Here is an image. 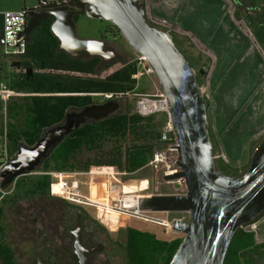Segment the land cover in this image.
Wrapping results in <instances>:
<instances>
[{
    "label": "rangeland",
    "instance_id": "1",
    "mask_svg": "<svg viewBox=\"0 0 264 264\" xmlns=\"http://www.w3.org/2000/svg\"><path fill=\"white\" fill-rule=\"evenodd\" d=\"M172 1L176 3V0ZM145 3L150 22L172 35L180 52L197 74L198 83L205 96L217 169L222 170L221 173L224 172L222 174L228 177L242 176L249 169L253 154L264 141V0H217L215 3L199 0L197 7L199 10L195 12L194 19L199 21L202 28L198 27V24L188 25L186 22L180 24L174 19L170 21L174 22L173 24L165 23L158 19L163 18V14L160 13L161 0H153L152 3L145 0ZM36 4L37 0H0V10L4 12L20 10L24 6L31 7ZM154 9L158 12L156 18L152 14L155 13ZM76 32L81 39L105 41L108 47L121 57L120 61L110 63L99 70L97 78L107 77L124 64L138 63L135 92L109 100L118 104L110 116L127 114L128 107L132 113L140 114L138 104L143 100L156 102V106L151 114L140 115L159 117V114L164 112L165 99L162 97L163 92L158 79L151 72L148 73L150 67L147 62L131 49L117 27L104 21L80 16L76 22ZM6 59L0 63V91L5 90L12 94L6 102L0 96V152L2 159L6 154L13 159L18 152V145L24 144L25 141L21 138L15 147L8 135L10 132L21 135L23 131L30 129L27 98L34 94L18 90L21 73L12 68L9 58L8 61ZM201 71L204 75L199 79ZM41 72L37 68L33 70V73ZM94 100L96 105L108 102L101 97H94ZM82 111L70 109L68 113L80 114ZM96 122L98 121L95 119H88L85 125ZM167 127L168 124L161 132L164 133ZM132 138L127 137L120 142L116 139H106L102 144L96 142L97 146L101 147H82L69 156L68 161L60 156L61 151L59 153L54 151V154L38 168L37 174L19 178L13 191L10 187V194L8 193L6 200L10 204H15L41 198L56 207L55 213H59V209L70 207L66 212L69 211L73 216L72 229L75 228L76 215H80L84 234L91 236L96 246L105 247L110 264H128L129 228L153 233L160 240L184 239L183 234L173 231L171 224L177 220L189 222L187 214L147 211L144 219H135L95 208L70 205L53 188L55 180L50 181L47 191L42 192L37 188V182H41V187L44 184L39 173H44L47 169L58 172L59 167L66 166V170L71 172L84 170H97L96 173L114 172L110 177L111 185L118 184L127 195L181 194L177 192L176 185L164 181L165 167L160 166L156 169L145 166L137 173L127 175L118 172L119 166L112 158L116 156L121 159V154L118 156L117 153L119 151L124 153ZM158 151L163 149L156 148L154 154ZM167 152L168 161L175 168L178 153ZM79 180L82 191L96 199L97 191L92 190H97L99 185L105 184L107 176L102 174L84 176ZM243 229L254 233L256 244L261 247L250 254L254 262L249 264H264V217Z\"/></svg>",
    "mask_w": 264,
    "mask_h": 264
},
{
    "label": "water",
    "instance_id": "2",
    "mask_svg": "<svg viewBox=\"0 0 264 264\" xmlns=\"http://www.w3.org/2000/svg\"><path fill=\"white\" fill-rule=\"evenodd\" d=\"M22 11L28 17L24 36L29 43L42 21L53 18L51 32L60 43L59 52L72 59H101V68L119 61L120 56L110 51L105 41L78 37L75 16H86L117 27L131 49L147 62L168 102L176 136L180 171L165 176L164 181L183 179L187 192L142 199L140 208L153 213L190 214L189 222L177 220L173 224V231L183 234L184 239L170 264H225L238 231L264 217V141L242 176L228 177L217 169L197 74L172 35L151 24L145 0H37L36 5L24 6ZM21 67L20 61L12 63V68ZM41 69H45L43 63ZM27 74L31 77L33 69ZM117 106L108 101L81 109L80 114L67 113L62 123L44 130L35 146L20 144L15 158L0 170L2 188L37 171L88 119H107Z\"/></svg>",
    "mask_w": 264,
    "mask_h": 264
},
{
    "label": "trees",
    "instance_id": "3",
    "mask_svg": "<svg viewBox=\"0 0 264 264\" xmlns=\"http://www.w3.org/2000/svg\"><path fill=\"white\" fill-rule=\"evenodd\" d=\"M79 17H75L76 22ZM53 22V18L42 21L40 27L32 34L27 54L21 60L22 71L19 75L18 90L28 91L34 95L27 98L30 129L23 131L21 135L15 132H10L8 135L15 147L21 138H24L26 145L35 146L44 130L65 120L68 110H81L96 105L94 100L96 95L112 94L116 99L134 93L137 87V79L134 78L139 72L137 62L124 64L122 68L107 77L97 78L100 59H72L67 54L59 52L60 43L51 32ZM2 37L3 28L0 24V45ZM42 63L45 67L44 71L49 73L41 72ZM30 68L33 70L37 68L41 73H33L28 77L27 70ZM203 75L201 71L198 78ZM168 121L165 112H161L159 117L154 115L145 117L132 113L128 107L127 114L111 116L82 126L70 134L55 151L57 153L61 151L60 156L68 161V157L82 147H101V145L97 146L96 142L102 144L106 139H116L120 142L132 136V141L127 144L124 153L120 151L117 153L118 156L121 154V159L116 156L112 159L118 164L119 170L134 174L152 161L156 148L166 150L175 143V134L168 135L167 140L162 139L161 129ZM66 169V166L58 168L60 171ZM93 172L98 171L93 170ZM42 178L43 186H40L41 182H37L36 186L44 192L47 191L51 178L49 176ZM182 241L183 238L160 240L153 233L129 228L128 264H170ZM260 248L256 244L255 234L241 229L231 243L225 264L253 263L250 254ZM259 252L263 255L261 251Z\"/></svg>",
    "mask_w": 264,
    "mask_h": 264
},
{
    "label": "flooded vegetation",
    "instance_id": "4",
    "mask_svg": "<svg viewBox=\"0 0 264 264\" xmlns=\"http://www.w3.org/2000/svg\"><path fill=\"white\" fill-rule=\"evenodd\" d=\"M149 1L152 3L153 0ZM208 1L215 3L217 0ZM198 2L176 0L173 3L172 0H161L160 13L163 18L158 19L165 23L174 19L180 24H198L202 28L199 21L194 19L195 12L199 10ZM156 11L152 12L153 16L158 13ZM101 64L102 60L98 71L102 69ZM5 165L0 152V170ZM10 186L2 188L0 182V264H110L105 247L96 246L93 238L84 234L80 215H76L75 228L72 229L73 216L69 211L66 212L70 207L55 213L56 207L41 198L10 204L6 200L8 194H2L3 190H10Z\"/></svg>",
    "mask_w": 264,
    "mask_h": 264
},
{
    "label": "built area",
    "instance_id": "5",
    "mask_svg": "<svg viewBox=\"0 0 264 264\" xmlns=\"http://www.w3.org/2000/svg\"><path fill=\"white\" fill-rule=\"evenodd\" d=\"M52 3L60 2L62 0H49ZM28 23V17L24 14L22 10L19 11H5L0 12V24H2L3 28V40L4 44L2 46V53L7 58H10L13 62L14 61H21L24 56L27 54L28 51V45L29 42L26 40L24 36V32L26 29ZM143 61H145L142 58ZM151 70L148 69V73H150ZM135 79L138 78L136 75L134 77ZM11 92H7L5 90L0 91V96L6 101L9 100ZM95 97H101L105 101L113 100L114 95L112 94H104V95H96ZM163 97V96H162ZM164 98V97H163ZM165 99V98H164ZM142 102H151L154 103L156 106V102H152L149 100H143ZM142 102H139L142 103ZM138 104V105H139ZM165 105L166 108L164 110L165 113L168 115V127L165 129V132L163 133L162 139L167 140L168 135L175 134L173 120L171 117L170 109L167 100L165 99ZM150 111L147 114L142 115H148L151 114ZM169 130V132H166V130ZM176 145V141L174 144H171L168 146V149L163 151H158L154 154V157L152 161L147 165L151 167H155L156 169H159V167H165V171L163 173V178L165 176H172L177 174L180 169L178 167V161L176 163V167L173 168V166L168 161V152H177L174 148ZM11 159L6 154L3 158V164H7ZM118 172H121L120 174H130L126 172L125 170H118ZM116 172V173H118ZM38 172L35 171L32 174H37ZM42 176H49L51 180H55L56 182L53 183V188L59 187V190L56 191L59 196H62L64 200H66L67 203L70 205H76L81 207H90L95 208L98 210H104L107 212H111L113 214H121L124 216L133 217L135 219H139L142 214L148 213L147 211H143L140 208V202L142 199L145 198H151L158 195H127L124 194L122 187L118 186V184L111 185V176L114 174V172H108V173H96L91 170L84 171V172H71L67 170L53 172V171H45L44 173H39ZM106 175V192L104 193V197L101 196V185L97 188V197L96 199L91 197L90 195H86L80 185V178L82 177H88L93 175ZM21 178V177H20ZM18 179H16L12 184L11 188L12 191L14 190L16 183ZM175 184V182H166ZM177 192H181V194L177 195H185L187 192L186 183L184 180V184L180 185L178 188H176ZM10 194L9 190H3L2 194ZM187 214L190 218L189 213H183ZM143 218V217H142ZM182 221V220H180ZM175 223V222H174ZM173 223V224H174ZM173 224H171L173 228Z\"/></svg>",
    "mask_w": 264,
    "mask_h": 264
},
{
    "label": "bare ground",
    "instance_id": "6",
    "mask_svg": "<svg viewBox=\"0 0 264 264\" xmlns=\"http://www.w3.org/2000/svg\"><path fill=\"white\" fill-rule=\"evenodd\" d=\"M138 106H139V109H140V111H141L142 114L149 113L155 107L154 103H151V102H142ZM159 106H161V105H159ZM175 184L178 185V186L183 185L184 184V180L183 179H180V180L176 181ZM55 189L58 191L59 190V187H57V188L55 187ZM100 191H101V196L104 197V193L106 192V185H102ZM145 215H146V213L145 214H142L139 219H144L145 218ZM165 225H167V223H165Z\"/></svg>",
    "mask_w": 264,
    "mask_h": 264
},
{
    "label": "crops",
    "instance_id": "7",
    "mask_svg": "<svg viewBox=\"0 0 264 264\" xmlns=\"http://www.w3.org/2000/svg\"><path fill=\"white\" fill-rule=\"evenodd\" d=\"M20 10H22V9H20ZM13 11H19V10H13ZM0 12H4V10H0ZM2 39H3V37H2ZM2 39H1V45H0V63H2V62H4V58L6 59L7 57L6 56H4L3 55V53H2V46H3V44H2ZM8 59V58H7ZM6 59V60H7ZM10 59V58H9ZM11 60V59H10ZM8 61V60H7ZM11 62L13 63V61L11 60ZM102 185H105V184H101V186Z\"/></svg>",
    "mask_w": 264,
    "mask_h": 264
}]
</instances>
